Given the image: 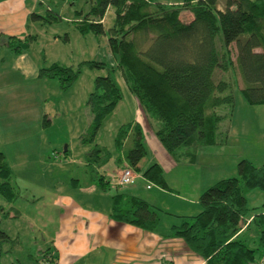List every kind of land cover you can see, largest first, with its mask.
I'll list each match as a JSON object with an SVG mask.
<instances>
[{"label":"trees","instance_id":"16d2710c","mask_svg":"<svg viewBox=\"0 0 264 264\" xmlns=\"http://www.w3.org/2000/svg\"><path fill=\"white\" fill-rule=\"evenodd\" d=\"M88 1L89 12L78 20L76 28L82 34H106L105 16L113 8L115 33L109 35L108 42L117 64L84 60L73 68L53 62L40 67L39 77L57 78L60 88L67 90L78 80L83 67L108 71L95 80L88 100L92 119L81 135V141L90 146L86 155L90 181L101 190L110 187L111 180L100 169L112 159V152L96 139L123 97L114 75L117 69L172 157L183 146L188 149L218 143L217 130L224 116L216 109L225 104L234 109L236 100L230 91L231 81L215 79L216 68L241 81V94L249 104H264V0H227L223 8L218 6L219 0H183L179 4L157 0ZM183 10L192 12L190 21L181 19ZM32 17L39 15L32 13ZM35 38L6 36L3 42L0 35V46L5 43L21 54ZM115 142L117 150L124 152L128 167L141 171L140 163L147 153L141 123L121 125ZM116 160L121 162L123 158L118 156ZM237 169L236 176L217 181L200 195L202 210L198 214L181 216L182 221L172 227L171 235L185 240L205 264H264V213L250 220L246 197L247 189L264 190V163L257 165L244 158ZM144 175L152 183L172 189L160 164L150 165ZM12 178L13 168L0 151V195L10 203L20 196ZM111 215L119 222L149 231L160 223L158 208L142 197L123 192L113 194ZM253 223L256 228L252 237ZM254 237L259 238L258 247L252 245ZM8 239V233L0 229V254ZM259 250L261 259L256 257ZM44 256L50 264H59L52 251H44Z\"/></svg>","mask_w":264,"mask_h":264},{"label":"rangeland","instance_id":"374dc122","mask_svg":"<svg viewBox=\"0 0 264 264\" xmlns=\"http://www.w3.org/2000/svg\"><path fill=\"white\" fill-rule=\"evenodd\" d=\"M157 1L179 4L183 0ZM226 1L219 0L218 6L225 7ZM48 3L52 5V10L46 4L37 13L39 17L34 18L30 14L24 30L37 37L31 47L26 49L37 62L42 65L59 62L73 68H77L84 60L103 61L112 66L117 64L108 42L109 35L115 33L113 8L107 11L104 20L107 33L99 36L93 33L82 34L76 28L78 20L89 12L88 0H50ZM180 17L184 21H190L193 14L189 10H183ZM221 38L220 33L218 42ZM236 53L234 43L233 58ZM14 58L13 49L0 46V77L9 75L10 79L7 82L10 93H5L4 98L8 97L13 104L5 111L0 109V151H7L11 161L15 157L12 184L20 193L14 203L0 195V229L10 235V239L2 246L0 260L6 262L11 257L16 261L20 258L27 263L25 254L32 253L35 262L43 261L44 251L51 247V243L47 241L58 227L63 210L55 202L56 197L74 190L68 185L73 179H78L84 187L90 181L86 165L89 145L81 141V135L92 119L88 100L95 89V80L98 76L107 75L108 71L98 67H83L71 88L62 90L57 78L25 81L13 71ZM226 74L228 72L216 68L214 77L216 80L224 78L231 81L230 91L235 95V108L225 104L216 109L224 116L218 126L217 144L188 149L183 146L171 156L178 168L167 175V180L177 193L194 195L201 191V195L217 181L236 176L241 159H249L257 165L264 163V104H249L241 94V81L238 82L235 75ZM114 75L123 97L104 121L96 139L98 144L116 155L103 166V171L108 172L111 180L106 192L111 195L125 192L133 185L116 186L118 169L114 160L119 153L115 142L116 133L121 125L133 121L135 113V105L121 71L117 69ZM17 87L22 89L14 91ZM20 149L25 152L21 159L17 155ZM119 165L125 166L124 162ZM246 197L250 220L254 215L264 213V190L247 189ZM159 211L160 217L164 215L163 211L168 212L165 208H159ZM169 211L174 212L170 208ZM4 212L6 215L3 216ZM171 218L179 220L178 223L182 221L181 216L173 215ZM255 228L253 223L251 232L249 231L252 237L255 235ZM252 245L259 246L258 237H254ZM256 257L261 259L260 250Z\"/></svg>","mask_w":264,"mask_h":264},{"label":"crops","instance_id":"0c3cea01","mask_svg":"<svg viewBox=\"0 0 264 264\" xmlns=\"http://www.w3.org/2000/svg\"><path fill=\"white\" fill-rule=\"evenodd\" d=\"M48 2L50 0H0V35L3 37V42L6 41V36L24 38L27 35H34L24 31L29 22L28 16L40 12L46 4L51 9L52 5ZM5 13H8L7 16H4ZM36 39L37 37L34 41ZM2 44L6 46L5 43ZM42 66L44 65L37 62L27 51L21 54L15 53L13 71L27 82L43 79L39 77V69ZM9 80V75L0 77V109L4 111L8 106L13 105L8 97L4 98L5 93H10V88L7 86ZM17 89L22 87H17L14 91ZM129 93L135 105L132 122H140L143 127L147 153L140 163L142 170L137 172L135 183L123 193L142 197L156 208H165L168 212H162L164 215L160 217V223L153 231L119 222L111 215L113 194L101 190L92 181L84 187L78 179H73L68 185L74 190L63 192L55 199L63 210L58 227L47 241L51 243L49 250L56 255L59 264H205V259L194 252L185 240L171 235L173 225L179 224V220H172L171 216L196 215L202 210L199 202L201 191L194 195L175 192L167 180V175L176 171L178 165L156 136L137 97L131 91ZM3 152L14 171L15 157L14 161H11L8 152ZM24 153L21 149L18 150L19 159ZM118 156H122L123 160L121 162H118L117 158L116 161L114 160L118 169L117 176L128 167L124 152H119ZM113 157L115 158L116 155L114 156L112 152ZM122 162L124 167L119 165ZM154 163L160 164L166 181L172 189L162 188L145 177L144 170ZM100 172L105 173L109 179L108 172L103 171V167ZM169 208L174 212H170ZM2 254L3 247L0 259ZM25 256L28 259L27 263L22 262L20 258L16 261L9 257L6 262L0 260V264H50L45 256L43 261L37 262L33 261L32 253Z\"/></svg>","mask_w":264,"mask_h":264},{"label":"built area","instance_id":"2783aa9c","mask_svg":"<svg viewBox=\"0 0 264 264\" xmlns=\"http://www.w3.org/2000/svg\"><path fill=\"white\" fill-rule=\"evenodd\" d=\"M137 178V172L133 170L131 167H126L123 171L118 174L116 178V186L124 187L131 184H134Z\"/></svg>","mask_w":264,"mask_h":264}]
</instances>
